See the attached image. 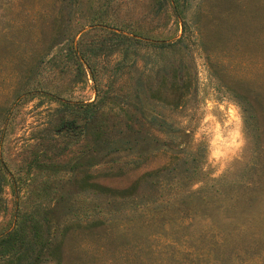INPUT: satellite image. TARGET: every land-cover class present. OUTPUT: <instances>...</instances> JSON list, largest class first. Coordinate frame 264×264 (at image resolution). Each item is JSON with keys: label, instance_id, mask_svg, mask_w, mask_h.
I'll use <instances>...</instances> for the list:
<instances>
[{"label": "rangeland", "instance_id": "rangeland-1", "mask_svg": "<svg viewBox=\"0 0 264 264\" xmlns=\"http://www.w3.org/2000/svg\"><path fill=\"white\" fill-rule=\"evenodd\" d=\"M95 2L66 10L61 0H0V181L8 172L0 234L13 227L19 210L55 208L64 194L74 210L59 208L60 223L55 212L56 253L45 264H264V193L255 197L257 209L242 213L258 149L253 116L260 118L264 108V0H187L184 7L196 35L192 96L172 117L190 132L182 145L197 161L192 181L136 200L129 190L166 158L77 172L73 188L64 185L70 176L64 172L30 168L37 158L47 167L79 155L82 138L64 148L69 136L79 138L85 121L67 116L58 136L55 110L62 101H94V82L90 76L79 81L55 37L70 16L72 24L85 25L82 13ZM176 24L157 36H172ZM245 102L258 111H246Z\"/></svg>", "mask_w": 264, "mask_h": 264}, {"label": "trees", "instance_id": "trees-1", "mask_svg": "<svg viewBox=\"0 0 264 264\" xmlns=\"http://www.w3.org/2000/svg\"><path fill=\"white\" fill-rule=\"evenodd\" d=\"M81 2L83 0H61L62 4H67L62 7L66 10L82 8ZM186 4L187 0H134L132 4L96 0V6L82 13L85 25L72 24L70 16L58 27L55 46L65 45L60 50L73 62L81 83H86L90 76L96 98L92 102L62 101L61 108L55 110V127L61 121L54 129L58 136L68 127L67 116L85 121L79 138L69 136L64 148L77 145V140L82 138L79 155L47 167L37 158L29 164L30 168L64 172L70 175L64 185L73 188L77 172L85 173L99 165L117 163L138 168L136 166L159 156L166 158L164 166L145 174L129 190L127 197L136 200L157 193L164 195L174 186L182 187L193 180L197 161L184 148L187 144L182 145L190 138V132L180 130L172 117L189 106L192 96L189 93V79L194 70L191 48L196 35L186 20ZM161 16L165 22H156ZM172 20L177 22L176 33L169 37L157 36V31L165 30ZM92 33L97 37L87 40L86 36ZM116 56L118 60H114ZM238 98L244 102L242 94ZM244 107L248 112L258 111L247 102ZM259 113L260 118L253 116L255 127L252 129L258 149L251 168L253 173L247 178L249 193L245 200L248 207H243L246 209L242 213L257 209L255 197L264 193L263 107ZM48 148L55 150L56 146ZM3 173L0 215L7 210L1 191L7 183L8 172ZM56 205L43 211L37 207L34 212H17L13 227L0 234V264H45L50 260L57 246H54L53 221L57 217L60 223L63 215L57 210L65 208L66 214L74 210V203L64 194L57 197ZM56 211L59 216L55 215Z\"/></svg>", "mask_w": 264, "mask_h": 264}, {"label": "flooded vegetation", "instance_id": "flooded-vegetation-1", "mask_svg": "<svg viewBox=\"0 0 264 264\" xmlns=\"http://www.w3.org/2000/svg\"><path fill=\"white\" fill-rule=\"evenodd\" d=\"M67 129V128H66ZM65 128L63 130H66Z\"/></svg>", "mask_w": 264, "mask_h": 264}]
</instances>
